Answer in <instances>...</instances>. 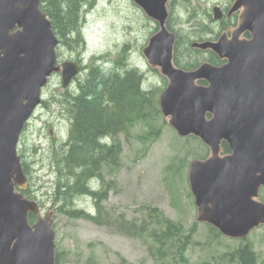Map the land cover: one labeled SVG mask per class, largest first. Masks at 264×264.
<instances>
[{
    "label": "water",
    "instance_id": "water-1",
    "mask_svg": "<svg viewBox=\"0 0 264 264\" xmlns=\"http://www.w3.org/2000/svg\"><path fill=\"white\" fill-rule=\"evenodd\" d=\"M134 2L159 26L142 55L167 79L158 98L163 117L178 135L197 137L209 149L188 168L196 221L244 238L264 224L259 199L264 186V0H233L227 16H238L230 35L223 30L216 40L191 43L225 61H203L194 69L173 61L175 34L166 27L167 0ZM40 4L0 0V264H55L53 209L41 215L38 202L19 190L27 179L16 146L49 77L59 72L65 89L80 64H57L58 39ZM212 13L213 20L222 18L219 6ZM221 142L230 152L222 153ZM28 212L37 217L33 224Z\"/></svg>",
    "mask_w": 264,
    "mask_h": 264
},
{
    "label": "rangeland",
    "instance_id": "rangeland-1",
    "mask_svg": "<svg viewBox=\"0 0 264 264\" xmlns=\"http://www.w3.org/2000/svg\"><path fill=\"white\" fill-rule=\"evenodd\" d=\"M232 1L167 0L168 28L180 35L176 52L181 61L192 57L200 63L209 55L208 52L190 51L189 44L202 37L212 39L215 35L212 30L221 27L212 19V7L219 6L225 13L228 8L225 7ZM78 27L82 41L74 47L61 42L56 49L60 63L80 60L81 72L67 89L61 88L59 73L50 77L42 90V104L26 125L18 145L29 177L30 197L24 195L38 202L41 215L50 206L53 208L55 255L59 262L84 264L92 258L98 264H237L229 253L247 244L255 253L258 264H264V224L251 230L245 238L236 239L214 233L207 224L196 221L188 168L192 159L208 154V147L196 137L179 136L159 110L158 96L166 85V78L158 68L150 67L142 55L148 37L158 30L156 21L134 0H86ZM229 31L228 28L225 32ZM71 35L76 36L75 33ZM92 65L99 66L98 73L103 68L123 72L135 67L150 93L148 102L142 106L145 118H135L131 113L120 118L121 130L115 138L108 140L109 144L111 141L118 143L121 152L117 164L103 165L100 171L98 190L105 195L98 203L100 213L109 221L123 215L139 224L142 215L149 210L148 206L158 208L166 218L182 225V237L184 234L190 236L182 256L175 248H169L167 255L158 258L150 252L153 244L146 237L123 235L82 217H68L59 209L64 207V201L55 199L53 189L58 184L60 172L62 179L69 176L68 169L62 167L65 150L56 136L64 135L65 141L69 140L68 147L76 143L74 134L71 138L67 134L64 104L68 106L72 101L78 83L84 82ZM114 121L116 123L115 118ZM73 196L72 193L66 197L65 200L70 199L67 207L84 208L92 215L97 214L94 198L79 195L75 199L77 196ZM259 198L264 202V186L259 189ZM155 226L151 223L149 228Z\"/></svg>",
    "mask_w": 264,
    "mask_h": 264
},
{
    "label": "trees",
    "instance_id": "trees-1",
    "mask_svg": "<svg viewBox=\"0 0 264 264\" xmlns=\"http://www.w3.org/2000/svg\"><path fill=\"white\" fill-rule=\"evenodd\" d=\"M85 3L86 0H42L41 9L51 21L53 31L59 38L60 44L64 42L68 46L74 47L75 44L81 42L78 35L80 33L78 27L79 13L81 6ZM190 15L194 16V14ZM219 23L221 28L226 25L224 20L219 21ZM167 26L170 28L169 20H167ZM71 33H75L76 36L72 37ZM178 41L174 48L175 63L185 69L196 67L198 63L195 58L188 57L185 61H181L177 57L176 45ZM205 59L213 64L220 63L218 57L211 52ZM98 70L99 66L92 65L89 67L88 73L84 76V82L78 83L77 93L73 94L72 101L69 103L70 112L74 114L73 117L75 118V130L72 131L70 138L74 134L76 143L73 145L71 143L62 156V167L64 170L68 169V172H65L69 177L62 179L60 172L57 176L59 177L58 184L53 189L55 199L64 201V207L59 209L68 217H82L95 224L106 225L123 235L146 237L153 244L149 248L150 252L156 254L158 258L167 255L169 248H175L179 256H182L190 236L184 234L182 237V225L166 218L158 208L148 206L149 210L142 215L139 224L123 215L109 221L104 216L105 214L100 213L98 203L105 198L103 192L98 190V183L101 180L100 171L103 165L117 164L121 152L118 143L112 141L110 144L108 141L103 143L101 137L103 135L111 137V140L115 138L121 130V126L119 127L120 118L127 117L129 113L133 114L135 118L144 119L146 114L142 110V106L148 102L150 93L143 86L142 74L135 67L125 69L123 72H114L103 68L98 73ZM109 113L116 119V129L107 135L100 130V126L108 122ZM221 147L223 152L229 151L226 142H222ZM23 165L24 170L28 173L26 163L24 162ZM24 192L30 197L27 190ZM72 193L77 196L75 199L80 196L94 198L97 201V207H94L97 214L92 215L90 211L84 208L67 207L70 204V199H65L67 196H72ZM61 195L64 199L61 198ZM35 220L36 216L33 213H28L29 223L32 224ZM151 223L156 226L149 228ZM208 227L214 233H218L214 227L209 225ZM229 255L237 264H258L255 253L247 244L235 248ZM59 261V257L55 255V264H61ZM84 264L98 263L92 258H88Z\"/></svg>",
    "mask_w": 264,
    "mask_h": 264
},
{
    "label": "flooded vegetation",
    "instance_id": "flooded-vegetation-1",
    "mask_svg": "<svg viewBox=\"0 0 264 264\" xmlns=\"http://www.w3.org/2000/svg\"><path fill=\"white\" fill-rule=\"evenodd\" d=\"M228 23L226 24V26H229L230 24H234V22H235V19L232 17L231 19H228ZM221 25V24H220ZM222 28H225V26L224 27H222ZM204 38H206V37H204ZM206 39H208V38H206ZM212 39H215V36L212 38ZM64 106H65V110H66V114L68 115V132H67V134L69 133V136L71 135V133H72V131L73 130H75V118L73 117V115L74 114H72L71 112H70V107H69V105L68 106H66L65 104H64ZM103 113H105V112H103ZM109 115V119H108V122L105 124V123H103V124H101V126H100V130L102 131V132H104V133H106L107 135H109L110 134V131H113L114 129H115V121H114V116L111 114V113H109L108 114ZM59 134H62V132H58ZM66 134V135H67ZM56 138H57V136H56ZM58 140V139H57ZM60 145V144H59ZM68 146H69V140L68 141H64V145L63 146H61L64 150L65 149H67L68 148Z\"/></svg>",
    "mask_w": 264,
    "mask_h": 264
},
{
    "label": "bare ground",
    "instance_id": "bare-ground-1",
    "mask_svg": "<svg viewBox=\"0 0 264 264\" xmlns=\"http://www.w3.org/2000/svg\"><path fill=\"white\" fill-rule=\"evenodd\" d=\"M85 6H86V3L84 4V5H82L81 6V10H80V13H79V16H80V18H81V15H82V10L85 8ZM220 28L221 27H218L216 30H214L213 32H217L218 30H220ZM79 36H80V40L82 41V37H81V33L79 34ZM179 37H180V35L178 34V33H176V39H175V44H176V42L179 40ZM77 39V38H76ZM69 47H73L72 45H70ZM72 100V99H71ZM67 120H68V115H67ZM102 133V132H101ZM101 139H102V142L103 143H105L104 141H108L109 139H108V137H106V136H104L103 135V137H101ZM109 144V143H108Z\"/></svg>",
    "mask_w": 264,
    "mask_h": 264
}]
</instances>
